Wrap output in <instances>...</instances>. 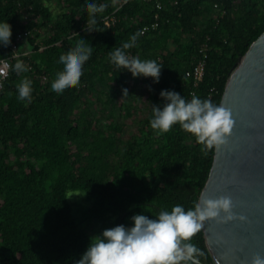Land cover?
Segmentation results:
<instances>
[{
	"label": "trees",
	"instance_id": "obj_1",
	"mask_svg": "<svg viewBox=\"0 0 264 264\" xmlns=\"http://www.w3.org/2000/svg\"><path fill=\"white\" fill-rule=\"evenodd\" d=\"M92 2L106 8L88 33L84 4ZM0 21L13 31L0 60L17 45L12 66L22 60L30 69H11L0 94V264H75L93 236L79 224L70 192L101 232L134 213L151 218L199 202L215 147L205 149L178 124L158 134L152 105L162 103V89L221 104L231 72L264 33V0H0ZM156 21V30L142 33ZM138 32L125 51L161 64L158 84L109 61ZM81 39L93 49L81 82L57 96L49 91L57 61ZM204 55L196 83L187 72ZM25 77L33 82L30 102L18 98ZM191 242L202 263L215 264L203 228Z\"/></svg>",
	"mask_w": 264,
	"mask_h": 264
},
{
	"label": "clouds",
	"instance_id": "obj_2",
	"mask_svg": "<svg viewBox=\"0 0 264 264\" xmlns=\"http://www.w3.org/2000/svg\"><path fill=\"white\" fill-rule=\"evenodd\" d=\"M105 8V4L85 3L87 19L82 30L88 33L95 31L97 14L104 12ZM139 35V32L133 34L122 47L110 51L109 61L117 69L130 72L134 78H152V82L158 84L163 66L156 60H142L125 51L136 47ZM12 36V25L8 21H0V47L9 46ZM92 51V46L81 39L70 51L59 57L57 63L61 72L54 76L49 91L60 96L77 87ZM12 69L17 73L30 70L22 60H17ZM32 84V80L27 77L20 81L17 85L20 100L31 101ZM121 91L123 97L129 95L127 87H122ZM159 96L162 103L152 105L149 121L150 127L158 134L167 133L178 124L205 149L227 143L235 124L229 109L197 95H192L188 100L173 89H162ZM238 218L245 219L244 216ZM209 219L220 222L237 219L231 196L221 195L215 199L203 197L188 209L176 204L170 211L161 210L156 217L151 218L143 212L134 213L129 217L128 224L105 228L99 235L91 237L75 264H201L202 252L191 241ZM250 264H264V256L254 255Z\"/></svg>",
	"mask_w": 264,
	"mask_h": 264
},
{
	"label": "water",
	"instance_id": "obj_3",
	"mask_svg": "<svg viewBox=\"0 0 264 264\" xmlns=\"http://www.w3.org/2000/svg\"><path fill=\"white\" fill-rule=\"evenodd\" d=\"M220 105L235 124L227 143L215 147L199 201L231 196L237 219H209L202 228L215 264H250L264 256V33L231 72Z\"/></svg>",
	"mask_w": 264,
	"mask_h": 264
},
{
	"label": "built area",
	"instance_id": "obj_4",
	"mask_svg": "<svg viewBox=\"0 0 264 264\" xmlns=\"http://www.w3.org/2000/svg\"><path fill=\"white\" fill-rule=\"evenodd\" d=\"M122 5V4H121ZM156 7L161 10L162 5L160 2L156 3ZM106 24L110 25V22L106 20ZM159 26V23L153 22L150 25H147L143 28L142 33L146 34L149 30H156ZM23 40V34L18 35V41ZM13 50L15 51L14 55L11 58H6V59H1L0 60V94L2 93L5 82L9 78L11 69H12V60L17 59L21 56L19 53L18 46L15 45L13 47ZM206 57L207 55L202 56L199 60L197 65L195 66L194 69L189 70L187 72V76L190 78H193L196 83L201 82L205 76V71H206Z\"/></svg>",
	"mask_w": 264,
	"mask_h": 264
},
{
	"label": "rangeland",
	"instance_id": "obj_5",
	"mask_svg": "<svg viewBox=\"0 0 264 264\" xmlns=\"http://www.w3.org/2000/svg\"><path fill=\"white\" fill-rule=\"evenodd\" d=\"M57 12V9H54ZM75 194V195H74ZM78 193L70 192L69 199L73 205L75 216L77 217L79 224L81 227L89 232L92 236L99 235L101 230L99 226L96 225L91 219L87 217L84 213V205L81 203L80 196L77 195Z\"/></svg>",
	"mask_w": 264,
	"mask_h": 264
}]
</instances>
